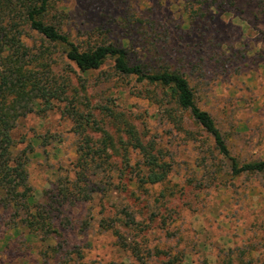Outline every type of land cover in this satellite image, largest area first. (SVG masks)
<instances>
[{"label": "rangeland", "instance_id": "1", "mask_svg": "<svg viewBox=\"0 0 264 264\" xmlns=\"http://www.w3.org/2000/svg\"><path fill=\"white\" fill-rule=\"evenodd\" d=\"M192 1L56 3L76 42L89 41L86 35L93 29L122 40L129 35L127 28H132L138 42L134 60H139L144 46L154 55L151 58H162L154 64L172 63L192 71L207 98L204 107L221 127H240L248 133L247 143L234 140L238 157L243 161L264 159V14L256 8L255 0H238L235 5L229 3L228 14L212 17L211 24L195 23L188 28L185 20L192 9L215 6L222 0ZM170 57L176 63L169 61ZM88 95L93 107L110 104L124 112L145 139L159 140L175 170L165 184L139 187L134 178L115 166L116 171L104 179L106 185H96L104 194L99 190L90 202H70L63 213L55 211L60 226L57 235L68 239L70 247L79 246L85 264L133 261L116 244L113 229L101 227L105 218L115 221L122 235H141V245L154 251L148 264H264V177L221 174L208 180L200 168L198 142L184 134L175 135L161 117L159 106L141 93V85L116 75L110 63L88 75ZM99 118L119 139L120 131L108 126L103 115ZM14 137L18 149L31 147L29 180L40 202H45L53 183L68 175L75 177L79 137L61 109L20 118ZM93 170L92 180L97 181L102 169ZM125 209L136 215V226H127ZM1 216L0 264H63V258L40 259L36 249L19 242L24 239L17 235L23 234L7 229Z\"/></svg>", "mask_w": 264, "mask_h": 264}, {"label": "trees", "instance_id": "2", "mask_svg": "<svg viewBox=\"0 0 264 264\" xmlns=\"http://www.w3.org/2000/svg\"><path fill=\"white\" fill-rule=\"evenodd\" d=\"M231 2L235 5L238 0L192 9L185 23L188 28L195 23L211 24L215 15L229 13ZM255 2L264 14V0ZM63 18L64 11L56 0H0V213L7 229L23 234L17 235L24 239L19 242L36 249L40 259L63 258V264H85L79 246L72 248L68 239L57 235L60 226L55 211L63 213L70 202L94 200L93 193L100 190L96 185H106L104 179L116 171L115 166L134 178L139 187L165 184L175 170L161 142L145 139L124 112L110 104L91 105L88 75L103 70L108 63L116 75L141 85V93L159 106L161 117L175 135L184 134L198 142L200 168L208 180L221 174L264 177V159L243 161L234 151V140L249 141L246 130L221 127L204 107L207 98L192 71L172 63L154 64L162 58H151L154 55L144 46L139 60H134L138 42L132 28H127L129 35L122 40L93 29L86 35L89 41L76 42ZM168 60L176 63L172 57ZM56 108L71 119L79 137L77 171L75 177L68 175L53 183L45 202H40L29 180L31 147L18 149L14 130L20 118ZM99 115L120 131L119 139L101 125ZM95 130L100 132L98 136L93 134ZM97 168L102 170L95 181L91 176ZM108 169L113 171L106 172ZM124 214L127 226L138 224L136 215L127 209ZM101 227L113 229L116 244L130 254L131 264H148L154 255L152 249L146 251L141 245V235H122L115 221L102 219ZM9 236L12 239L13 235Z\"/></svg>", "mask_w": 264, "mask_h": 264}]
</instances>
